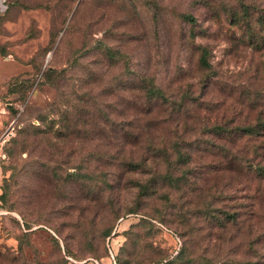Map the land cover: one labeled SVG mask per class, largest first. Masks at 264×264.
<instances>
[{
  "label": "rangeland",
  "instance_id": "374dc122",
  "mask_svg": "<svg viewBox=\"0 0 264 264\" xmlns=\"http://www.w3.org/2000/svg\"><path fill=\"white\" fill-rule=\"evenodd\" d=\"M6 5L0 264H264V180L225 171L219 150L247 160L260 141L218 131L264 119V0ZM152 84L171 105L149 101ZM177 150L187 167H173ZM123 158L148 170L127 173ZM153 179L151 197L130 184ZM221 210L239 222L219 227Z\"/></svg>",
  "mask_w": 264,
  "mask_h": 264
},
{
  "label": "trees",
  "instance_id": "16d2710c",
  "mask_svg": "<svg viewBox=\"0 0 264 264\" xmlns=\"http://www.w3.org/2000/svg\"><path fill=\"white\" fill-rule=\"evenodd\" d=\"M247 12V15L249 13V9H245ZM247 17V16H246ZM187 19L189 20V22L191 23H195V20L192 17H187ZM101 50V48L98 49ZM109 52H113V48H108ZM115 59V58H114ZM199 66L203 69H211L210 63L208 61V52L206 49L202 50V56L199 59ZM147 94L145 95L146 97H148L150 102H157V103H162V104H168L171 105V103L169 102V100L166 98V96L164 95V93L161 91L160 88H158L155 85H151V87H149L148 89H145ZM176 105H172L170 107L174 108V110L176 112H181L184 110V108L186 106L182 105V101L180 102V104L175 103ZM85 125H87L85 123ZM218 131L219 132H223L225 133L224 135H220L219 138L220 140L223 141H229L231 143H233V141H236V139L239 137V139H242L243 137H255L256 140L258 139L260 141V144L257 145V147L255 148L254 151V156L252 158H249L247 160H243L242 158H239V156L237 154H235V152H233L231 149L226 148L225 146H220V155L223 156V158L225 159L224 162V166H225V171H229L232 172L234 171L233 168H249V170H251L257 177H259L261 180H264V119H262V121H259V123L256 126H249L246 128H237L235 130L229 131V130H225L223 127H218ZM139 137H136V144L139 142H137ZM146 151L147 154H149L150 152L155 153L153 157H157V154L159 151H161V149H158V147H155L151 142L148 143V145L146 146ZM224 151V152H223ZM166 153V152H165ZM177 156L176 159L173 161V167L176 166H184L187 167L188 163H189V155L186 156V154L182 153L180 150L176 151ZM123 154H121L122 156ZM253 160V161H252ZM169 161V160H168ZM1 163V162H0ZM170 163V168L172 167V162L169 161ZM2 165V163H1ZM121 166L124 170L127 171V173L130 174H135V173H144L145 170H148L149 167V159H142L141 161H138L137 163L134 162L131 158V161L126 160L125 158L122 159L121 162ZM3 167V165H2ZM173 169V168H171ZM3 171H4V167H3ZM183 177L184 179H187L186 177V173H183ZM5 177V176H4ZM3 177V178H4ZM159 177V176H157ZM173 173L172 170L170 171V173L164 177L163 176V180L165 182H167V180H174L173 178ZM176 181V180H175ZM130 184L135 185V187H138L141 191L142 196L144 197H151V196H155L157 194L160 193L161 191V186L159 185V182H157L156 179L150 180L148 182L145 183H141L140 181L135 182V180H130ZM108 187H111L110 184H107ZM7 197L6 194H0V199L2 201L5 200V198ZM133 214H138L137 210H132ZM220 216H216L215 219L217 221V223L219 224L218 226L221 228H226L228 225H236L239 222V217L237 214H231L230 212L227 211H219ZM153 217H155L154 215H151ZM159 217L162 219V221H166V217L167 215H164L163 213L159 215ZM184 254H183V250L179 253L178 256V260H181V258H183ZM115 258V257H114ZM152 264H164L162 259H155V260H151Z\"/></svg>",
  "mask_w": 264,
  "mask_h": 264
},
{
  "label": "built area",
  "instance_id": "2783aa9c",
  "mask_svg": "<svg viewBox=\"0 0 264 264\" xmlns=\"http://www.w3.org/2000/svg\"><path fill=\"white\" fill-rule=\"evenodd\" d=\"M7 10L6 0H0V11L5 12Z\"/></svg>",
  "mask_w": 264,
  "mask_h": 264
},
{
  "label": "crops",
  "instance_id": "0c3cea01",
  "mask_svg": "<svg viewBox=\"0 0 264 264\" xmlns=\"http://www.w3.org/2000/svg\"><path fill=\"white\" fill-rule=\"evenodd\" d=\"M3 177H4V171H3V167L0 163V185H1V181H2Z\"/></svg>",
  "mask_w": 264,
  "mask_h": 264
}]
</instances>
